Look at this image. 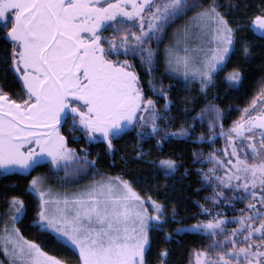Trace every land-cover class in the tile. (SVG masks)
<instances>
[{
  "label": "snow or ice",
  "instance_id": "obj_1",
  "mask_svg": "<svg viewBox=\"0 0 264 264\" xmlns=\"http://www.w3.org/2000/svg\"><path fill=\"white\" fill-rule=\"evenodd\" d=\"M222 7L217 0H0V27L12 45L8 59L24 93L17 100L0 87V174H30L45 162L50 171L75 164L77 152L61 131L69 117L71 131L84 133L90 141L103 140L108 150L129 130L145 139L157 135L161 128L157 121L166 118L164 112L172 103L168 92L163 86L159 92L153 87L165 100L162 112L156 101L145 98L132 63L111 57L139 54L151 72L155 64L151 42L159 41L170 23L198 9L178 30L176 43L166 48V62L174 73H182L186 80L199 79L201 89H206L227 66L242 28L264 39V7L246 24L235 26ZM109 29L111 35H105ZM242 48L250 51L247 43ZM225 79L236 84L242 73L233 68ZM208 110L219 117V108ZM243 112L227 133L220 125V135H227L229 143L239 138L251 151L241 154L233 144L226 155L234 159L224 161L210 154L226 169L224 176H215L220 190L205 198L211 205L198 203L201 215L210 218L184 225L175 221L173 208V221L180 225L177 235L193 230L222 237L209 246L219 249L215 259L212 252H197L196 264H264V84ZM187 134L181 125L165 137ZM143 154V149L137 153ZM82 163L95 166L87 156ZM159 167L168 175L177 170V163L160 159ZM29 191L39 198L33 224L78 252L76 264H148L149 232L163 231L169 223L165 204L142 197L120 176L77 191L56 192L47 186L46 177L37 175L29 181ZM237 202L245 207L229 221L220 206L234 208ZM7 204L4 214L10 221L5 222L3 249L9 264H71L69 258L50 255L41 244L25 239L15 226L27 214L24 199L12 196ZM230 222L236 227L228 230L225 225ZM165 236L172 238L171 233ZM167 255L168 249L160 252V264H167Z\"/></svg>",
  "mask_w": 264,
  "mask_h": 264
},
{
  "label": "trees",
  "instance_id": "obj_2",
  "mask_svg": "<svg viewBox=\"0 0 264 264\" xmlns=\"http://www.w3.org/2000/svg\"><path fill=\"white\" fill-rule=\"evenodd\" d=\"M199 2L208 3L210 0ZM217 2L223 5L220 11L233 26L237 23L246 24L249 17L264 7V0ZM158 43L159 41L153 48L155 64L151 72L147 64H142L140 58L132 55L137 59L135 66L140 85L146 92L145 98L156 101L157 109L163 112L165 100L153 92V87L159 92L163 86L168 92V99L172 101L169 110L164 112L166 118L157 121L161 126L157 135L145 139L138 137L135 130H129L114 139V148L108 150L106 142H92L84 133L71 131L69 121L62 132L68 138L69 147L77 152L75 164L70 163L67 170L62 167L50 171L51 165L46 162L30 174H0V213L6 211L7 202L12 196L24 199L27 214L17 222L23 237L41 244L51 255L69 258L71 264H76L78 254L73 249L57 243L55 235L51 232L33 224L34 220H38L35 214L38 198L29 191V181L33 176L46 175L53 180L66 172L82 174L88 170H96L107 175L120 176L128 180L142 196H151L152 199L165 204L169 223L163 231H150L151 246L146 254L148 264H160L159 254L163 249H168L167 264H190L195 251L208 248L211 244L210 236L201 232L190 230L177 235L175 229L180 225L173 221V208L176 212L175 221H183L184 225H193L197 220L210 218L201 215L198 203L211 205V201L205 198L211 196L214 189L220 190L215 176H224L225 173L219 164L210 159V154L215 153L217 157H223L226 139L220 135V125H223L226 133L261 91L264 84V39L247 27L242 28L237 33L235 47L226 61L224 71L215 77L211 86L203 90L199 81H184L165 70L164 51L162 44ZM244 43H247L250 49L248 53L243 51ZM11 48V43L5 38V30L0 27V87L19 100L24 93L21 81L11 70V61L8 59ZM233 68H238L242 73V79L237 84L225 79L226 73ZM213 107L220 109L218 118L215 111L208 110ZM181 125L187 129V135L165 137L166 132H174ZM210 136L212 139H208ZM157 139L161 141L159 146ZM141 149L144 154L138 156L137 153L141 152ZM85 156L88 160L95 161V166L83 164ZM165 158H171L177 163V170L168 175L159 167V160ZM210 169H214V173L209 171ZM206 176L208 179H205ZM239 203L241 202L235 203L234 208L221 205L219 210L230 221L233 214H241L237 208L242 209L244 205H237ZM227 224L230 226L231 223ZM165 233H171L172 238L167 239Z\"/></svg>",
  "mask_w": 264,
  "mask_h": 264
},
{
  "label": "rangeland",
  "instance_id": "obj_3",
  "mask_svg": "<svg viewBox=\"0 0 264 264\" xmlns=\"http://www.w3.org/2000/svg\"><path fill=\"white\" fill-rule=\"evenodd\" d=\"M195 11H197V10L189 11V12H187V14L185 16H181L175 22L170 23L167 26L166 31H165L166 36L165 37L163 36V33H164L163 32L161 34V37H163V40H159V43H158V44H160V43L162 44V49L164 51L163 65H164L165 70L168 73H170V74H172L174 76L180 77L184 81H191V80L199 81V79H188V80H186L184 78V76L182 75V73L181 74L174 73L169 68V66L167 65V62H166V48L171 47L172 45H174L176 43V40L178 38V30L179 29H182L184 27L185 23L187 21H189V18H191L194 15V12ZM231 52H230V54H231ZM230 54H229V56H230ZM228 58H227V60H228ZM250 111H251V109H250ZM144 115L145 116H148L149 113L146 112V113H144ZM242 115H245L244 112H243ZM226 133H227V131H226ZM222 137H224L226 139V144L224 145V148H223V151H222L223 157L220 158L221 160L227 161L228 159H234V157H229L228 155H226V153H230L232 151L233 144L235 145V143H237L238 146L240 145L242 147V151H244L243 149L245 148V146L243 144H240L241 141H240L239 138L237 140H235L233 143H229V141L227 139V135H222ZM258 138H259V136L257 135V139ZM97 140H100V139H97ZM236 149L239 152L238 147H236ZM221 169L226 170L223 167ZM90 171L91 170H88L87 173H82V174H76V173H73V174H64V175H61L60 174V175L54 177L53 180H51V178H49L46 175H41V176H44V177L47 178V186L50 187V188H52L56 192H65V191L72 192V191H77V190H79V189H81L83 187H86V186L90 185L94 181H100L102 179H107V178H110V177L111 178L116 177L114 175H107V174H104V173H100L99 171H96V170H93L91 172ZM142 197H144V196H142ZM37 198H38V196H37ZM145 198H147V197H145ZM4 213L5 212L0 213V264H9V259L4 254L3 237H4L5 222L6 221H10V217L9 216H6ZM8 226H9V230H10L11 229V223L10 222H9V225ZM15 226L18 228L17 223H16ZM225 228H227V227L225 226ZM186 231H190V230H186ZM49 232H51V231L49 230ZM149 238H150V232H149ZM217 238H221V237H217ZM212 241L213 240H211V243H212ZM209 249H211V248L210 247H208V248L206 247L205 249L203 248V249H200V250L195 251L193 253V255H192L191 263L190 264H196V253L197 252H209L210 251ZM215 251H217V249L211 251L213 253V257H212L213 259H215V256H214V252ZM76 253L78 254V252H76Z\"/></svg>",
  "mask_w": 264,
  "mask_h": 264
},
{
  "label": "flooded vegetation",
  "instance_id": "obj_4",
  "mask_svg": "<svg viewBox=\"0 0 264 264\" xmlns=\"http://www.w3.org/2000/svg\"><path fill=\"white\" fill-rule=\"evenodd\" d=\"M168 31V30H167ZM105 35H111V29H109L107 32H105L104 33ZM163 36L165 37L166 36V33L164 32L163 33ZM159 40H163V37H160V39ZM157 40H153L152 42H151V47L152 48H155L156 47V45H157ZM135 57H137L138 59L140 58L139 57V55H134ZM113 60H115V59H120V60H125V59H127V60H129L131 63H132V65H133V69L132 70H134V71H136V73L138 74V71H137V69H136V66H135V64H136V60L137 59H135L131 54L130 55H128V56H124V55H121V56H119V57H116V56H112L111 57ZM139 76V75H138ZM140 79V78H139ZM142 90H143V92H144V94L146 95V92L144 91V89L142 88ZM157 108V107H156ZM69 121H71V117H69ZM65 126V125H64ZM64 126H63V128H64ZM63 128L61 129V131L63 130ZM257 135L259 136V133H257ZM88 139V138H87ZM92 142H97V141H100V140H91ZM102 141V140H101ZM246 143V142H245ZM240 144H242L241 142H240ZM244 145V144H243ZM235 147H238V149H239V152L240 153H244V152H246V151H248V152H250L251 150H249V149H247L246 147L243 149L244 151H242V147L239 145H237V143H235ZM237 205H239V206H241V205H244L243 206V208L245 207V204H243V203H239V204H237ZM237 210H239V208H237ZM237 212V211H236ZM240 214H233L232 215V217H231V219H230V221L234 218V217H237V216H239ZM231 223V222H230ZM227 228L226 229H228V230H231L232 228H234V227H236V225L234 224V223H231L230 224V226L228 225V224H226L225 225ZM191 231H193V230H191ZM211 238V240H213V239H222V237L221 238H213V237H210ZM213 242V241H212ZM210 251L209 252H211L213 249H209ZM219 249H217V251H218Z\"/></svg>",
  "mask_w": 264,
  "mask_h": 264
},
{
  "label": "water",
  "instance_id": "obj_5",
  "mask_svg": "<svg viewBox=\"0 0 264 264\" xmlns=\"http://www.w3.org/2000/svg\"><path fill=\"white\" fill-rule=\"evenodd\" d=\"M103 141V140H102ZM46 163V162H45Z\"/></svg>",
  "mask_w": 264,
  "mask_h": 264
}]
</instances>
